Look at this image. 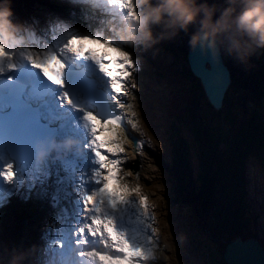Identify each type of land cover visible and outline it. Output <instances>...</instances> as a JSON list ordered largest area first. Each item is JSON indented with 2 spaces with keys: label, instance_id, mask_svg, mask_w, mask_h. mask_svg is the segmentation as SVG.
<instances>
[{
  "label": "trees",
  "instance_id": "1",
  "mask_svg": "<svg viewBox=\"0 0 264 264\" xmlns=\"http://www.w3.org/2000/svg\"><path fill=\"white\" fill-rule=\"evenodd\" d=\"M262 51L241 62L223 50L231 83L219 110L206 100L189 69L171 74L175 81L167 98L171 115L167 130L173 153L172 186L164 198L169 205L185 207L182 227L194 231L188 242L203 264H226L223 245L216 243L215 235L228 230L235 237L242 232L247 219L244 159L255 154L264 162Z\"/></svg>",
  "mask_w": 264,
  "mask_h": 264
},
{
  "label": "snow or ice",
  "instance_id": "2",
  "mask_svg": "<svg viewBox=\"0 0 264 264\" xmlns=\"http://www.w3.org/2000/svg\"><path fill=\"white\" fill-rule=\"evenodd\" d=\"M106 3L117 5L120 11L127 10L129 17H136L133 0H106ZM65 52L74 57H83L95 64L107 79L117 109L114 114L106 117H101L94 111L84 110L83 120L86 121L91 137L88 147L94 153L95 163L98 165L93 170L91 181L97 187L90 192H82L84 223L76 227L72 235L77 237L75 240L77 245H88L89 238H98L99 243L106 249L99 251L96 247H91V251H80L82 257L87 256L98 261L99 264H140L141 260L149 259V249L138 242L135 235H130L128 228L118 227L117 217L113 214L119 213L121 209H127L130 204L137 203L129 193L140 191L139 188L129 189L126 185H120L118 168L123 162L115 158L125 152L118 141L116 129L124 126L125 117L122 110L126 103V89L129 86L132 89L136 87L134 83L128 84L133 71L137 69L133 55L115 47L111 41L102 39L97 33L69 35L66 43L59 49L45 53L0 50V62L7 61V68L11 70L16 67L12 61L19 55L26 59L32 68L38 70L47 81L62 86L66 67ZM3 71V67L0 66V72ZM8 79L11 80L12 77ZM41 96L42 93H37L31 103H26L17 95L0 92V137L7 136L13 147L27 145L32 136L44 130L42 119L46 118L47 108ZM62 97V99L57 97L61 100V106L64 103L73 104L67 92H64ZM33 103L36 107H32ZM9 106L12 108L11 112L6 111ZM74 107L80 106L74 105ZM3 169L0 171V176L4 177L6 183L14 184L18 174L14 164L7 163ZM41 172L42 169L35 170L37 177ZM138 203L143 208V212L136 216V220L142 222L141 216L150 219L147 197L140 196ZM148 227L150 229V225ZM152 240L153 235L147 234V241ZM60 247H63V243ZM109 249L112 254H109Z\"/></svg>",
  "mask_w": 264,
  "mask_h": 264
},
{
  "label": "clouds",
  "instance_id": "3",
  "mask_svg": "<svg viewBox=\"0 0 264 264\" xmlns=\"http://www.w3.org/2000/svg\"><path fill=\"white\" fill-rule=\"evenodd\" d=\"M133 4L136 17H121L117 37L122 44L146 51L195 26L189 39L193 47L207 46L218 51L223 46L241 62L264 49V0H224L223 4L216 0H133ZM11 15L12 8L6 0L0 6V35L5 38L13 37L20 27L9 20ZM18 255L20 252L14 249L9 264ZM73 258L65 257L63 264H72ZM38 260L39 257L31 258L29 264H38ZM58 260L59 257H48L45 264H57Z\"/></svg>",
  "mask_w": 264,
  "mask_h": 264
},
{
  "label": "rangeland",
  "instance_id": "4",
  "mask_svg": "<svg viewBox=\"0 0 264 264\" xmlns=\"http://www.w3.org/2000/svg\"><path fill=\"white\" fill-rule=\"evenodd\" d=\"M195 30V26H190L189 28V31L188 32H185L183 30L179 31L177 35H175L173 38L171 39H164V42L170 46L171 48V52L174 50V47L173 46H183V45H189V39H190V35H191V32ZM223 47V46H222ZM183 57L181 55H177L175 58H174V61L173 62H176V63H179L180 60L182 59ZM170 59V58H169ZM162 60H164L163 57H161V60L157 62L160 63L162 62ZM173 67H176V66H173ZM165 96L164 94L160 93L159 92V101H160V106L158 108V113L161 114L162 116V119L164 120V124L165 122H167L168 117H166L165 115V108H164V104H165ZM169 126V124H167V127ZM185 136L187 137V134H185ZM189 140H191L189 137H187ZM160 144V143H159ZM161 145V144H160ZM190 152H191V149H190ZM193 152V150H192ZM163 157V155L161 156ZM194 155L192 156V160H193V166L195 167L194 165V162L195 160L193 159ZM173 163V160L172 159H167L165 160V164H166V167L168 168V172L166 173V183L164 184L162 181L159 182L157 181V186L158 188H161V185L163 184V190L165 191L167 189V187L169 188L172 184L171 182L169 181V179L171 178V174H170V170L172 168V164ZM130 165H133V163H131ZM156 173H160V171L155 167V165L153 164L149 170H146L143 175H144V178H141L140 179V182L141 183H147V184H153L154 183V180H150L148 182H146V177H149L151 175H156ZM170 176H168V175ZM245 176H246V181L248 179V182L251 183V179H252V176L254 177V175L251 173V167L250 165H248L247 167V170L245 172ZM259 178V176H258ZM263 188H264V183H263ZM161 190V191H163ZM150 191V189H149ZM246 191L248 194H250V191L248 189V187H246ZM151 195L155 198L156 203L161 204V206L159 208H157V215H158V220L160 221L161 218L166 214H169L168 217H166V221H165V225L167 224L168 222V225L169 227L171 228V232H170V241L173 243H178L179 245V250H178V255H177V261H178V264H203L202 260L197 256V254L195 252H193V248L191 243L188 242L191 234L194 233V231L191 229V231L185 229L184 227H182V225L180 224V220H181V223L182 224H185V222H183V219L181 216H184V214L186 215V209L185 207H176L175 205H172V207H166V209H164V204H166L164 202H162L161 200V203H160V196H159V193L156 192V191H150ZM246 200V199H245ZM248 204V203H247ZM249 207V205H248ZM256 209V207H254ZM249 212H246L245 215H246V222L244 221V225H243V229H242V232L239 233L238 235H236L235 237L231 236V234L229 235V231L226 230L224 232H222L221 234H218V235H215L216 239V243L217 244H221L223 245L221 247L220 250L221 251V256L223 258V253L225 251V248H226V245L228 244V242L232 241V240H236L234 238H240L242 240H247L248 243L250 240V238H252L253 235H256L255 238H253L252 240H254L256 242V244L260 247V249L262 251H264V221H261L262 223V227H260L259 223L257 221H260L257 219V215L258 214H261L264 216V211L262 212H259L256 216L254 215L253 211L250 209L249 207ZM186 218V217H185ZM211 241V240H210ZM212 242V241H211ZM213 243V242H212ZM226 243V244H225ZM21 244H19L18 246V250L19 248L21 247ZM174 244V243H173ZM164 256V254H163ZM165 263L166 264H169L170 263V260H165ZM171 264H175V261L174 263H171ZM204 264H209L207 261L204 263Z\"/></svg>",
  "mask_w": 264,
  "mask_h": 264
},
{
  "label": "water",
  "instance_id": "5",
  "mask_svg": "<svg viewBox=\"0 0 264 264\" xmlns=\"http://www.w3.org/2000/svg\"><path fill=\"white\" fill-rule=\"evenodd\" d=\"M186 52V53H185ZM187 65L202 85L204 94L214 109L222 105L224 94L231 82L230 72L223 63L219 50L207 46H191L185 51ZM228 242L223 253L226 264H264V251L253 238H234Z\"/></svg>",
  "mask_w": 264,
  "mask_h": 264
},
{
  "label": "bare ground",
  "instance_id": "6",
  "mask_svg": "<svg viewBox=\"0 0 264 264\" xmlns=\"http://www.w3.org/2000/svg\"><path fill=\"white\" fill-rule=\"evenodd\" d=\"M73 1V0H72ZM77 2V0H74V2H71L70 0H67V5L68 6H70V7H72L73 6V3L75 4ZM78 3V2H77ZM98 19H101V17H98ZM103 22H106V21H102V23ZM8 40L10 39V38H7ZM7 47V45H4V47H3V49L2 50H5V48ZM41 47H42V45H41ZM35 51H39V49H35ZM41 51H44V50H42L41 48H40V51L39 52H41ZM185 58H186V54H185ZM187 61V60H186ZM88 68H91L92 70H94L95 69V67L93 66V65H91V66H88ZM229 70V69H228ZM133 72H136V73H139L138 72V70H135V71H133ZM77 130H78V132H80V133H82V131H81V129L80 128H77ZM67 149H69L70 151H71V147L70 148H67ZM245 176V175H244ZM70 178V177H69ZM245 183H246V176H245ZM245 202H246V212H248L249 214H250V212H249V207H248V204H247V201L245 200ZM137 206V205H136ZM135 206V207H136ZM77 210V209H76ZM70 213L72 214V211H70ZM26 214H27V212H26ZM22 215H23V217H24V219L27 221L28 220V218L29 217H27L26 215H25V211L24 212H22ZM251 215V214H250ZM32 219H35V217H32ZM39 223V222H38ZM147 241V240H146ZM147 244V243H146ZM161 247V246H160ZM153 251H151L150 253H152ZM166 253H167V255H169V256H172V253H171V251L169 250V248H167V250H166ZM225 262V261H224Z\"/></svg>",
  "mask_w": 264,
  "mask_h": 264
}]
</instances>
